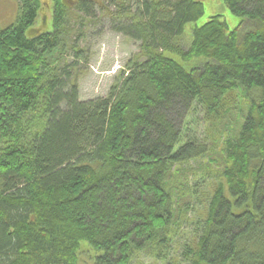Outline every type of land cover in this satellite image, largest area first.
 <instances>
[{
	"label": "trees",
	"instance_id": "trees-1",
	"mask_svg": "<svg viewBox=\"0 0 264 264\" xmlns=\"http://www.w3.org/2000/svg\"><path fill=\"white\" fill-rule=\"evenodd\" d=\"M17 1L18 19L0 28V264H83V250L85 264L142 252L183 264L169 248L196 193L186 166L211 141L221 180L182 259L264 264V0H223L234 30L222 16L197 25L204 0H52L47 33L35 28L40 0ZM97 8L139 53L105 97L82 101L73 23L100 22ZM235 92L249 107L234 135L186 137L196 104L216 129Z\"/></svg>",
	"mask_w": 264,
	"mask_h": 264
},
{
	"label": "rangeland",
	"instance_id": "rangeland-1",
	"mask_svg": "<svg viewBox=\"0 0 264 264\" xmlns=\"http://www.w3.org/2000/svg\"><path fill=\"white\" fill-rule=\"evenodd\" d=\"M135 1L133 0V2ZM40 2L41 9L35 28L43 33L52 32V0H40ZM203 3L204 15L198 20L197 25L206 23L214 16H222L230 30H234L240 24V19L231 14L223 0H204ZM98 9L96 13L100 22L87 25L86 27H82L79 24L80 22L73 23L75 36L81 33L79 48L83 53L80 59H76L74 53H69L68 58L70 61L75 59L76 67H78L76 78L82 101L105 97L116 76L125 67L128 60L139 53V43L112 31L109 20L106 18L102 19V13ZM19 12L17 0H0V28L6 29L13 25L18 19ZM191 26L193 24L187 25L186 30H191ZM167 55L179 61L187 69L192 68L196 64L193 61L187 64L183 63L179 56L172 53H167ZM248 107V100L239 92H235L226 101V109L230 113L227 114L226 118L216 129H213V121L207 120L203 109L196 104L195 110L188 118L186 137H196L201 141L207 140L210 142L212 139L217 140L234 135L238 123L241 122L240 116ZM210 145L211 151L208 157L200 161H194L186 166V169H191L194 174L187 175V186L196 188V193L189 200V206L185 209V215L181 221L182 226L180 223L182 228H178L171 242V248H169L171 258L177 260V262L180 260L182 262L183 260V264L187 262L185 258L182 259L186 245H192L196 239L204 223L209 201L214 194L213 188L221 180L219 176L222 170L221 142L219 141L217 145H214L211 141ZM178 148L179 146L175 151ZM206 166L209 168L208 171L211 175L203 178L204 174L208 172L204 170ZM193 189L191 193H194L195 189ZM80 258L83 264L85 262L89 263L86 251H82ZM187 263L189 264V262ZM133 264H164V262L157 260L152 254L142 252L135 257Z\"/></svg>",
	"mask_w": 264,
	"mask_h": 264
}]
</instances>
